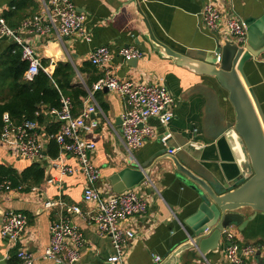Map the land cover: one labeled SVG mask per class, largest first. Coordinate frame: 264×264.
<instances>
[{
    "label": "crops",
    "instance_id": "0c3cea01",
    "mask_svg": "<svg viewBox=\"0 0 264 264\" xmlns=\"http://www.w3.org/2000/svg\"><path fill=\"white\" fill-rule=\"evenodd\" d=\"M137 1L159 40L178 52H188L202 60L213 57L214 43L216 37L220 36L203 29L199 18L201 0ZM71 2L78 12L85 14L84 28L89 34L88 41L74 36L60 41L53 35L42 37L23 34L24 41L33 48L45 73L51 76L59 64H65L71 71L70 85L74 89L80 86L88 94L89 88L104 72L102 68L91 65L88 56L93 49L106 46L111 52L108 68L119 80L162 83L171 95L173 118L164 126L156 119L149 118L146 125L158 136L169 133L171 137L165 144L175 151L187 143H193L195 148L191 151L196 162L212 171L213 167L217 170L219 167L220 174L226 181H232L231 185L239 176V169L229 143L220 139L227 125H232L234 120V111L226 100V93L213 79L176 66L154 50L143 35L129 1ZM214 2L224 13L236 15L243 22L251 21L256 26L262 24L264 0ZM41 9L42 0H0V15L7 26L13 29L23 19L37 14ZM12 44L8 39H1L0 56ZM125 47H134L142 53L135 67H132L134 63H127L123 59L120 51ZM216 60L219 61V57ZM242 71L246 90L253 94L264 122V54L244 63ZM84 99L79 107L71 103L73 117L84 110ZM93 100L97 108L90 119L96 122L97 127L92 132L81 133V137L95 145L89 160L100 173L94 186L105 197L115 193L110 177L129 168L133 162L127 156L121 137L120 119L125 110L123 99L117 93L105 89L94 93ZM44 118V123L39 124L44 149L41 159H23L17 155L14 143L6 144L0 139V166L13 170L18 176L28 172L26 180L20 183L23 185L20 190L17 187L0 193V211L20 212L27 220L25 229L14 244L0 236V264L17 263L15 255L18 248L31 253L34 264H55L42 259L41 255L49 244V226L60 217L67 218L82 239L74 264H112L110 258L115 252L110 238L99 234L85 220V216L96 207L95 202L83 201L85 178L76 166V161L56 143L57 153L52 156L49 144L53 141L47 140L45 134L57 132L59 125L48 112H45ZM165 144L158 139L147 140L133 152L135 164L147 163L154 155L162 153ZM60 165L77 171L62 176ZM48 180L53 183L49 184ZM131 190L146 202L147 209L145 213L129 217L121 223L122 228L134 231V237L126 243L121 262L117 264H155V257L161 258L160 263H163L168 254L186 239L180 221L187 217L193 193L178 181L167 160L161 161V167L153 166L148 177ZM57 199L77 206L80 215H68L59 207L44 209L45 201ZM241 214L248 219L252 211L244 209ZM230 230L241 246H253L255 252L260 251L264 258V213L254 214L242 231L234 226ZM206 247L203 254L195 250L183 252L175 264H228L222 238L216 245ZM251 260L253 262L249 264H257L255 256Z\"/></svg>",
    "mask_w": 264,
    "mask_h": 264
},
{
    "label": "built area",
    "instance_id": "2783aa9c",
    "mask_svg": "<svg viewBox=\"0 0 264 264\" xmlns=\"http://www.w3.org/2000/svg\"><path fill=\"white\" fill-rule=\"evenodd\" d=\"M201 1L199 18L203 29L213 35L228 37L239 45H245L247 32L244 22L236 15L230 16L224 13L215 5L214 0ZM85 18V14L78 12L71 0H42V9L37 14L23 19L14 29L8 27L0 15V40L8 39L19 49L20 59L27 65L22 79L25 82H32L38 72H45V69L33 48L24 41L23 34L42 37L53 35L60 41L74 36L88 41L89 34L84 28ZM120 53L125 61L138 60L142 57V53L134 47L122 48ZM88 60L91 65L102 68L104 72L92 85L84 99V110L77 117H73L71 101L62 97L60 109L48 111V115L58 123V131L46 133L45 137L56 143L76 161V166L86 181L83 201L96 203L95 209L85 216V220L94 226L99 234L110 238L115 252L110 262L117 264L121 262L126 243L134 237V231L122 228L121 223L129 217L145 213L147 204L131 189L104 197L94 186L100 177L99 169L89 160V154L94 150L95 145L81 137V133L92 132L97 127L96 122L90 119V115L97 108L93 94L107 89L117 93L123 99L125 110L121 115V137L127 156L133 164H135L133 152L140 149L147 140L158 139L165 144L171 137L167 132L158 136L151 127L146 125V121L154 118L160 125H166L173 118L171 108L173 99L162 83H135L119 80L108 68L111 52L106 46L93 49ZM39 115V112L34 113L35 117ZM2 122L0 139L6 144L14 143L19 157L28 160L43 157V136L39 132V123L35 119L24 120L21 124L15 125L5 113L2 116ZM167 153L173 154L174 151ZM137 166L140 168L139 165ZM59 171L63 176L73 174L77 170L60 165ZM47 182L53 183L52 180ZM11 189L8 181L0 179V193ZM17 190H20V187ZM43 207L45 210L59 207L68 215H80L77 206L65 204L59 199L45 201ZM3 214L0 236L14 244L26 227V216L11 210ZM221 238L225 241V261L228 264H247V261L254 256L255 248L250 245L241 246L230 229L223 230ZM81 243L79 233L70 225L69 220L60 217L49 226V244L41 258L55 264H74L77 261ZM15 256L17 259L15 264L35 263L32 254L23 248H18ZM161 261L159 257L154 259L155 264Z\"/></svg>",
    "mask_w": 264,
    "mask_h": 264
},
{
    "label": "water",
    "instance_id": "95a60500",
    "mask_svg": "<svg viewBox=\"0 0 264 264\" xmlns=\"http://www.w3.org/2000/svg\"><path fill=\"white\" fill-rule=\"evenodd\" d=\"M125 1L132 3V11L151 47L174 65L213 79L226 93V100L234 111L233 124L227 125L220 138L229 143L239 169V176L231 185L232 181L224 179L218 166V170L213 167L212 171L196 162L191 151L195 148L193 143H187L176 151L165 144L162 153L139 165L140 168L132 164L109 179L113 192L130 190L148 177L153 166L161 167V161L167 160L178 181L192 191L187 217L180 221L186 239L160 263L175 264L183 252L195 250L203 254L207 245L219 243L223 230L234 226L242 231L254 214L264 213V122L253 94L246 90L242 71L244 63L264 54V18L257 26L251 21L244 22L247 34L243 46L228 37H216L213 57L206 61L188 52H178L159 40L139 2ZM126 62L134 63L132 67H135L137 59ZM168 151L174 153L168 154ZM244 209L252 211L248 219L241 214ZM3 216L0 211V224ZM254 256L257 264L264 262L260 251H256Z\"/></svg>",
    "mask_w": 264,
    "mask_h": 264
},
{
    "label": "trees",
    "instance_id": "16d2710c",
    "mask_svg": "<svg viewBox=\"0 0 264 264\" xmlns=\"http://www.w3.org/2000/svg\"><path fill=\"white\" fill-rule=\"evenodd\" d=\"M26 67V63L20 59L19 49L13 44L0 56V134L5 113L15 125L34 119L42 124L45 112L60 109L61 97H69L73 106L79 107L81 100L88 95L82 87L76 86L74 89L70 85L71 71L65 64H59L51 76L39 71L32 82L22 81ZM35 112L40 115L35 117ZM49 149L55 156L58 148L54 142L49 144ZM27 177V171L18 176L13 170L0 166V179L8 181L11 188L23 186L20 183Z\"/></svg>",
    "mask_w": 264,
    "mask_h": 264
},
{
    "label": "rangeland",
    "instance_id": "374dc122",
    "mask_svg": "<svg viewBox=\"0 0 264 264\" xmlns=\"http://www.w3.org/2000/svg\"><path fill=\"white\" fill-rule=\"evenodd\" d=\"M250 262H253L251 259H249L248 261H247V264H249Z\"/></svg>",
    "mask_w": 264,
    "mask_h": 264
}]
</instances>
